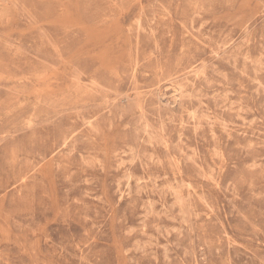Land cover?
Returning a JSON list of instances; mask_svg holds the SVG:
<instances>
[{
    "label": "rangeland",
    "instance_id": "1",
    "mask_svg": "<svg viewBox=\"0 0 264 264\" xmlns=\"http://www.w3.org/2000/svg\"><path fill=\"white\" fill-rule=\"evenodd\" d=\"M0 264H264V0H0Z\"/></svg>",
    "mask_w": 264,
    "mask_h": 264
}]
</instances>
